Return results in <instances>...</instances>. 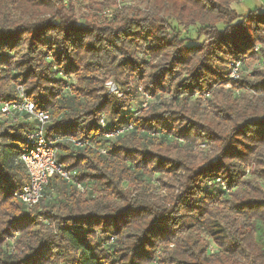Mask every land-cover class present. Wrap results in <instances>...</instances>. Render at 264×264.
<instances>
[{"label":"trees","instance_id":"obj_1","mask_svg":"<svg viewBox=\"0 0 264 264\" xmlns=\"http://www.w3.org/2000/svg\"><path fill=\"white\" fill-rule=\"evenodd\" d=\"M81 1L0 0V101L21 86L49 112L58 161L84 187L53 175L24 206L31 124H0V264H264V10ZM244 58L261 67L227 80ZM139 85L159 103L137 115Z\"/></svg>","mask_w":264,"mask_h":264},{"label":"built area","instance_id":"obj_2","mask_svg":"<svg viewBox=\"0 0 264 264\" xmlns=\"http://www.w3.org/2000/svg\"><path fill=\"white\" fill-rule=\"evenodd\" d=\"M261 46V44H256L253 50L259 53ZM245 61L246 58L234 59L228 63L227 80L230 82H238ZM59 75L64 77L61 72ZM140 103L145 108L148 105V99H142ZM13 121H22L31 124V129L26 133L25 145L20 155V160L25 167L28 181L21 189L13 192L14 197L20 203L27 208L37 204L43 196L44 186L53 175L60 176L65 181L74 184L80 191L84 190L83 185L74 180L75 171L65 170L61 163H59L58 140L49 137L44 131L45 125L50 121L49 112L47 110H36L34 103L24 95L21 86L17 87V98L14 101H0V124L11 123ZM99 124L101 126L105 125L103 117L99 119ZM131 129V126L124 127L114 133H108L105 136H115ZM71 141L74 146L82 145L80 141ZM104 151V149H101V152ZM220 185L222 189L227 191L228 188L223 182H220ZM208 250L210 252L214 251L212 246H209ZM152 264H155V259L152 260Z\"/></svg>","mask_w":264,"mask_h":264},{"label":"rangeland","instance_id":"obj_3","mask_svg":"<svg viewBox=\"0 0 264 264\" xmlns=\"http://www.w3.org/2000/svg\"><path fill=\"white\" fill-rule=\"evenodd\" d=\"M123 2H129V0H122ZM73 2L75 3V12L76 13H80L79 11H85L84 7H83V2L81 0H73ZM130 4V3H129ZM264 0H239L238 2L233 4V8L237 11L238 14H246L248 11L260 8V10H264ZM106 12H110V11H106ZM112 14V13H111ZM261 67L257 62H253V61H249L246 60L245 64L243 66V71L241 73V77L242 76H249V73L255 68V67ZM263 69V67H262ZM69 80V78L67 77V81ZM227 85L223 86L226 88ZM105 88L112 92L113 95H115L116 97L119 98H125L126 94L122 92V90L120 91V89L117 87V84L115 82V80L112 77H109L106 82H105ZM139 96L137 99H133L132 100V106L133 108L131 110L134 111L133 114H137L139 115L140 112L144 109H147L149 107V104L152 103H159L158 99H156L152 94H150L149 92H145L142 89V85L138 86V90H137ZM210 91L206 90L203 91L201 94L204 97H208L209 96ZM148 99V105L144 108L141 106L140 101L142 99ZM6 124H9V122H7ZM108 138H113L114 136H106ZM194 154L198 157H200V159L206 154V153H210V148L207 144H200V142H196L194 144V148H193ZM163 180L165 181L166 178H163ZM159 188H156V190H158ZM228 191H230V188L227 189Z\"/></svg>","mask_w":264,"mask_h":264}]
</instances>
